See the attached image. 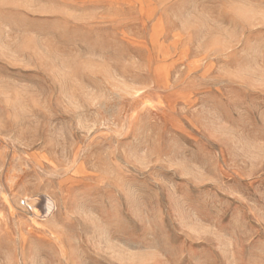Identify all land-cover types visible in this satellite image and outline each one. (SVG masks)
Listing matches in <instances>:
<instances>
[{"label": "rangeland", "instance_id": "1", "mask_svg": "<svg viewBox=\"0 0 264 264\" xmlns=\"http://www.w3.org/2000/svg\"><path fill=\"white\" fill-rule=\"evenodd\" d=\"M0 264H264V0H0Z\"/></svg>", "mask_w": 264, "mask_h": 264}, {"label": "bare ground", "instance_id": "2", "mask_svg": "<svg viewBox=\"0 0 264 264\" xmlns=\"http://www.w3.org/2000/svg\"><path fill=\"white\" fill-rule=\"evenodd\" d=\"M47 209V208H46Z\"/></svg>", "mask_w": 264, "mask_h": 264}]
</instances>
